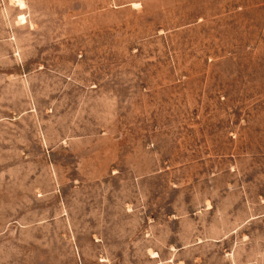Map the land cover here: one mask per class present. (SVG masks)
Wrapping results in <instances>:
<instances>
[{
  "label": "rangeland",
  "instance_id": "374dc122",
  "mask_svg": "<svg viewBox=\"0 0 264 264\" xmlns=\"http://www.w3.org/2000/svg\"><path fill=\"white\" fill-rule=\"evenodd\" d=\"M0 264H264V0H0Z\"/></svg>",
  "mask_w": 264,
  "mask_h": 264
},
{
  "label": "bare ground",
  "instance_id": "6f19581e",
  "mask_svg": "<svg viewBox=\"0 0 264 264\" xmlns=\"http://www.w3.org/2000/svg\"><path fill=\"white\" fill-rule=\"evenodd\" d=\"M21 5H23L21 2H20Z\"/></svg>",
  "mask_w": 264,
  "mask_h": 264
}]
</instances>
